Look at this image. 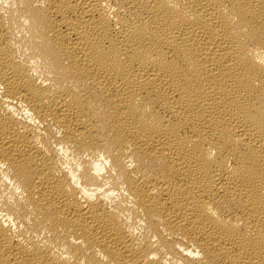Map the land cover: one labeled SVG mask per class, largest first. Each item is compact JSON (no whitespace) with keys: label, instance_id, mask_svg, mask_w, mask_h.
Masks as SVG:
<instances>
[{"label":"bare ground","instance_id":"1","mask_svg":"<svg viewBox=\"0 0 264 264\" xmlns=\"http://www.w3.org/2000/svg\"><path fill=\"white\" fill-rule=\"evenodd\" d=\"M0 264H264V0H0Z\"/></svg>","mask_w":264,"mask_h":264}]
</instances>
